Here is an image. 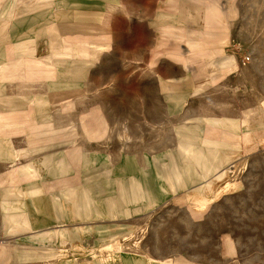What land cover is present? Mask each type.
I'll return each mask as SVG.
<instances>
[{
	"label": "crops",
	"instance_id": "0c3cea01",
	"mask_svg": "<svg viewBox=\"0 0 264 264\" xmlns=\"http://www.w3.org/2000/svg\"><path fill=\"white\" fill-rule=\"evenodd\" d=\"M82 1L0 0V40L4 41L0 43V104H9L0 110V161L14 162L8 172L0 174V233L2 236L32 233L13 243L0 240V264H16L18 260L44 254L41 242L46 243L50 254L57 255V245L66 241L65 231L52 230L58 228L50 226L68 219L102 218L104 207L99 205L102 202L96 201L99 198H109L104 217L118 218L127 216V206H132L138 214L178 188L196 184L175 201L186 202L194 216H202L213 201L210 198L200 200L196 193L199 196L219 195V175L211 183L210 179L221 174L223 161L231 162L240 153V147L226 142L223 135L241 136L246 151L264 143V120L249 122L245 115L241 118L205 117L194 125L199 128L196 129L199 135L177 130L179 147L153 158L147 157L149 167L145 168L125 158L116 164L108 162L106 156L97 159L83 153L80 146L63 152L47 151L31 158L32 152L37 154L57 143L73 140L79 134L87 140L108 135L106 118L98 111L83 118L80 132L48 121L50 104H61L58 109L63 113L84 94L85 87L79 80L87 72L89 63L109 46L93 40L98 36L106 37L104 23L108 13L127 12L120 0H95L94 5L86 7L80 6ZM232 5L235 9L233 0ZM152 10L154 18L149 24L159 33L158 45L164 46L167 56L183 66L185 79L192 76L188 85L193 87V94L213 82L205 69L208 58L212 59L210 63H214V57L218 58L221 73L236 67L235 60L222 50L230 36V24L228 19L225 29L219 30V0H150L144 11L150 13ZM198 15L205 17L201 28L195 21L189 28L181 27L182 21L183 25ZM57 18L65 20L57 23ZM42 40L49 50L44 57L37 56ZM186 62L198 64L186 69L183 65ZM7 83H13L14 96L5 95ZM75 96L77 100H73ZM167 109L172 110L169 103ZM14 136L27 137L28 146L15 148ZM202 142L219 150V168L212 176H209L212 166ZM21 158L27 161L15 162ZM203 161L206 166L201 165ZM91 164L93 166H89ZM74 172L79 173L80 181L66 184ZM45 175L61 183L57 192L47 193L41 182ZM79 230L83 232L86 228ZM71 234L70 238L85 237L76 231ZM88 234H95L96 239L117 237L97 228ZM227 243L229 250L234 251L233 241L227 238ZM95 250L90 258L78 264L129 263L130 258L123 259L117 249L108 250L103 246ZM132 261L133 264H195L183 256L175 259L143 255Z\"/></svg>",
	"mask_w": 264,
	"mask_h": 264
},
{
	"label": "rangeland",
	"instance_id": "374dc122",
	"mask_svg": "<svg viewBox=\"0 0 264 264\" xmlns=\"http://www.w3.org/2000/svg\"><path fill=\"white\" fill-rule=\"evenodd\" d=\"M120 1L127 12H109L104 23L106 37L93 38L109 46L89 63L87 72L79 80L85 87L84 94L78 100L75 96L73 100L77 102L66 112L60 113L58 108L62 105L59 103L50 104L48 110V121L79 132L83 118L98 111L106 118L108 135L87 140L79 134L73 140L57 143L37 154L32 152L31 158L47 151L63 152L80 146L83 153L97 159L106 156L108 162L116 164L125 158L145 168L149 167L147 157L153 158L179 147L177 130L197 134L199 128L194 125L205 117L241 118L245 115L249 122L264 120V0H233L235 9L232 0H219V30L225 29L228 19L230 24V36L222 50L235 60L236 67L221 73L218 58H213L214 63L208 58L205 69L213 82L196 94L188 85L192 76L185 79L183 66L167 56L164 46L158 45L159 33L149 24L154 18L153 10L144 11L150 0ZM94 3L95 0H83L80 6ZM130 15L135 17L130 18ZM63 20L57 18L56 22ZM203 20L205 17L201 15L194 16L183 25L182 21L181 27L189 28L195 21L201 28ZM48 53L45 41H40L37 56L44 57ZM197 64L186 62L183 65L187 69ZM14 91L13 83H7L5 95L14 96ZM168 103L171 111L167 109ZM7 105V102L0 104V110ZM223 137L229 144H237L240 153L231 162L223 161L221 174L210 179L211 183L219 175V195L199 196L196 193L200 200L210 198L213 201L202 216H194L186 202L175 201L196 184L178 188L138 214L132 206H127V216L118 218L104 217L109 198H99L96 201L102 202L99 205L104 207L102 218L68 219L50 226L58 228L52 230L65 231L66 241L57 245V255L50 254L46 243L41 242L44 254L18 260L16 264H78L103 246L108 250L117 249L123 259L129 257L128 264L143 255L175 259L183 256L195 264H264V143L246 151L241 136L226 134ZM12 144L15 148H25L27 137L14 136ZM202 145L212 166L209 175L212 176L219 168V150L203 142ZM26 161L21 158L15 162ZM13 163L0 161V174L8 172ZM78 174L70 175L66 184L78 183ZM41 182L47 193L57 192L61 185L48 175ZM80 228L86 231L81 232ZM96 228L117 237L96 239L95 234H88ZM72 231L85 237L70 238ZM30 235L32 233L2 236L0 233V240L13 243L15 239H26ZM227 238L233 241L234 251L229 250Z\"/></svg>",
	"mask_w": 264,
	"mask_h": 264
},
{
	"label": "bare ground",
	"instance_id": "6f19581e",
	"mask_svg": "<svg viewBox=\"0 0 264 264\" xmlns=\"http://www.w3.org/2000/svg\"><path fill=\"white\" fill-rule=\"evenodd\" d=\"M62 1H64V2L66 1V2L70 3L71 0H62ZM62 1H61V2H62ZM197 157H198V153H197ZM199 160L201 161L202 159H200V157H199ZM203 160H204V159H203ZM200 161H199V162H200ZM195 163H196V162H195ZM201 163H202V162H201ZM205 163H206V162H205ZM205 163H204V161H203V163H202L201 165H203V164H205ZM199 164H200V163H199ZM195 165H197V164H195ZM205 166H206V164H205ZM205 166H204V167H205ZM207 166H208V165H207ZM204 167H203V168H204ZM197 168H198V166H197ZM209 168H210V166H209ZM209 170H210V169H209ZM202 171H203V170H202ZM224 174H225V173H223V174L220 175V176H223ZM201 178H202V177H201ZM182 179H183V178H182ZM104 187H105V185H104Z\"/></svg>",
	"mask_w": 264,
	"mask_h": 264
}]
</instances>
